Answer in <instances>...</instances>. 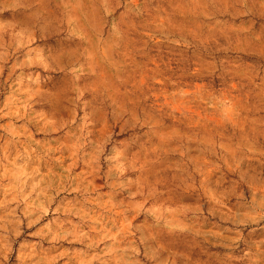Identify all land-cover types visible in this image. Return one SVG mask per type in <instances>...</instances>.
Listing matches in <instances>:
<instances>
[{"label":"rangeland","instance_id":"374dc122","mask_svg":"<svg viewBox=\"0 0 264 264\" xmlns=\"http://www.w3.org/2000/svg\"><path fill=\"white\" fill-rule=\"evenodd\" d=\"M0 264H264V0H0Z\"/></svg>","mask_w":264,"mask_h":264}]
</instances>
